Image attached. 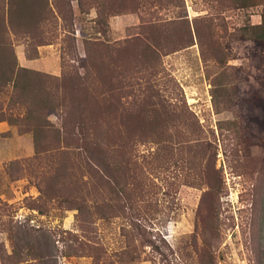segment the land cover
Instances as JSON below:
<instances>
[{"label": "rangeland", "instance_id": "1", "mask_svg": "<svg viewBox=\"0 0 264 264\" xmlns=\"http://www.w3.org/2000/svg\"><path fill=\"white\" fill-rule=\"evenodd\" d=\"M48 2L2 32L41 75L0 92V264H264V0Z\"/></svg>", "mask_w": 264, "mask_h": 264}, {"label": "trees", "instance_id": "2", "mask_svg": "<svg viewBox=\"0 0 264 264\" xmlns=\"http://www.w3.org/2000/svg\"><path fill=\"white\" fill-rule=\"evenodd\" d=\"M3 2L5 3V15L3 17L0 16V92H2L7 85L12 84L13 89H19L20 96H23V98H25L24 100H26L29 98L28 92H30L31 88L30 83H24V79H30L34 75L37 76L41 74L40 72L19 66L13 52H5L7 42L4 41L2 32L5 31L7 25L13 28L21 26L26 32H30L34 27L38 28L41 21L44 19L42 13L48 8L49 2L48 0H3ZM94 2L95 1L91 3L96 4ZM67 4L70 5L69 2ZM261 18L260 24L249 25L243 29L246 38L264 42V13L261 15ZM39 44H44V42H40ZM49 96L50 94H47V97L40 100V104L43 106L42 108H45V106L46 109L54 108V105L50 103L51 100ZM170 119L171 121L175 120L173 116H171ZM83 138L89 160L100 165L101 162L105 161L106 153L104 151L103 155V150H101L102 142L99 140L98 134L95 132L94 137H91L88 132ZM37 141L38 138L35 135V144Z\"/></svg>", "mask_w": 264, "mask_h": 264}]
</instances>
